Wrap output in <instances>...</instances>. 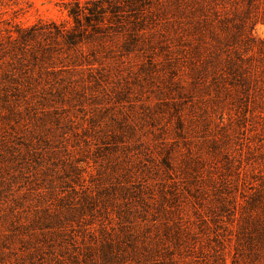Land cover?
Wrapping results in <instances>:
<instances>
[{"label":"rangeland","instance_id":"374dc122","mask_svg":"<svg viewBox=\"0 0 264 264\" xmlns=\"http://www.w3.org/2000/svg\"><path fill=\"white\" fill-rule=\"evenodd\" d=\"M120 1L0 58V264H264V0ZM73 4L0 0V41Z\"/></svg>","mask_w":264,"mask_h":264},{"label":"trees","instance_id":"16d2710c","mask_svg":"<svg viewBox=\"0 0 264 264\" xmlns=\"http://www.w3.org/2000/svg\"><path fill=\"white\" fill-rule=\"evenodd\" d=\"M74 1L75 4L71 5L69 13L75 19L76 26L79 27L78 31H72L66 27L63 28L55 22L50 24H35L29 28H18L16 35H9L6 42L0 41V58L8 55L11 58H19V64L15 68L23 70L24 65L21 59L24 58L25 53L33 52V43L37 41L39 35H46L47 37L56 39L61 37L68 44L81 45L84 34L81 30L83 20L86 19L92 25L94 32H102L105 28H108L105 21L109 16V12L115 15L120 8L121 2L120 0H85V3H82V0ZM253 1L255 0H251L252 3ZM68 3L71 4V2ZM36 55H34V58L38 57ZM236 69L234 67L235 71ZM7 77H11L10 79L15 78L12 76ZM107 248L108 250L103 253V257L109 261L113 259L114 255L112 245H108Z\"/></svg>","mask_w":264,"mask_h":264}]
</instances>
